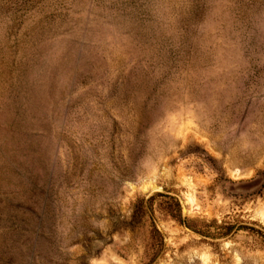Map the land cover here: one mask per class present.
Returning a JSON list of instances; mask_svg holds the SVG:
<instances>
[{
	"label": "rangeland",
	"instance_id": "1",
	"mask_svg": "<svg viewBox=\"0 0 264 264\" xmlns=\"http://www.w3.org/2000/svg\"><path fill=\"white\" fill-rule=\"evenodd\" d=\"M151 221L264 264V0H0V264H148Z\"/></svg>",
	"mask_w": 264,
	"mask_h": 264
},
{
	"label": "trees",
	"instance_id": "2",
	"mask_svg": "<svg viewBox=\"0 0 264 264\" xmlns=\"http://www.w3.org/2000/svg\"><path fill=\"white\" fill-rule=\"evenodd\" d=\"M157 199H163L162 202L159 203V210L164 213L168 218L174 220L182 226H185L187 229L192 230L195 233L197 232L193 226V222L185 220L182 218L181 207L179 202L168 195L163 194H155L150 197L146 202V208L148 211H153V204ZM143 206V205H142ZM228 233L218 234L217 236L225 237ZM150 240L152 245L146 251V257L148 260V264H152L159 257L164 248V240L163 236L155 225L154 221L150 222Z\"/></svg>",
	"mask_w": 264,
	"mask_h": 264
}]
</instances>
